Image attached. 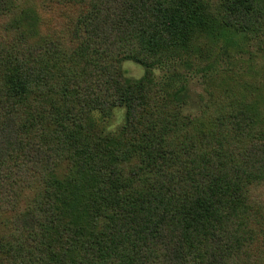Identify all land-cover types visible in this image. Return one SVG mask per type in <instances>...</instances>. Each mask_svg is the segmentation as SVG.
Listing matches in <instances>:
<instances>
[{
    "label": "trees",
    "instance_id": "obj_1",
    "mask_svg": "<svg viewBox=\"0 0 264 264\" xmlns=\"http://www.w3.org/2000/svg\"><path fill=\"white\" fill-rule=\"evenodd\" d=\"M0 264H264V0H0Z\"/></svg>",
    "mask_w": 264,
    "mask_h": 264
},
{
    "label": "rangeland",
    "instance_id": "obj_2",
    "mask_svg": "<svg viewBox=\"0 0 264 264\" xmlns=\"http://www.w3.org/2000/svg\"><path fill=\"white\" fill-rule=\"evenodd\" d=\"M250 51L251 50L243 46L241 42L236 44L235 47L217 49L216 63L219 70L215 72L213 78L206 77L204 73L188 74L187 79L184 81L187 85L189 95V103L185 111L193 114L201 112L205 102L210 99L211 92L217 93L220 91L221 85L223 84V82L220 81V75L223 71L231 69L248 73L249 64H252ZM122 69L124 75L132 79L141 78L147 71L144 66L131 60L124 61L122 63ZM153 72L157 79H161L165 75V70L161 67L155 68ZM254 73L255 70H251L250 74ZM125 117L126 108L121 106L115 108L109 118L103 119L99 113L96 114L95 118L107 131H116L124 123Z\"/></svg>",
    "mask_w": 264,
    "mask_h": 264
}]
</instances>
